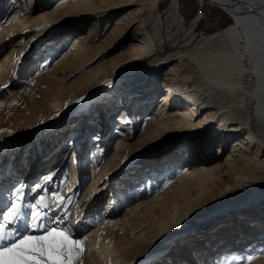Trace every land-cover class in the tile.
<instances>
[{"label":"bare ground","instance_id":"obj_1","mask_svg":"<svg viewBox=\"0 0 264 264\" xmlns=\"http://www.w3.org/2000/svg\"><path fill=\"white\" fill-rule=\"evenodd\" d=\"M2 1L8 12L13 4L10 0ZM16 1L18 6L9 11L7 18L1 17L0 22V55L4 54L0 58V86L10 83L25 41L51 34L57 38L63 24L70 20L87 25L86 28L77 22L68 25L74 31L68 38L67 49L59 58H43V62L54 64L45 76L36 79L43 84L41 101L47 106L46 111L36 110L34 101L29 109L24 108L23 101L18 102L17 109L11 107L10 98L0 101V147L18 140L23 143L22 136L31 139L34 134L45 132L46 126L49 131L68 112L62 107L64 101L73 100L71 95L82 92L90 83L98 91L109 87L116 92L123 88L128 103L119 111L115 125L107 123L104 130L103 135L109 131V141L114 144L105 148H111L109 157V154L102 157L104 148L98 144L95 146L101 157L92 164L82 154L73 157L70 181L62 191L69 197L64 201L63 212L50 210L59 218V227L65 222L66 204L73 198L67 215L69 227L99 204L118 172L129 166L136 170L130 173L135 176L142 172L135 164L158 163L148 173L126 181L125 186L135 185L136 194L127 199L125 207H118L115 202L105 206L107 209L99 220L106 223L86 235L78 264H146L148 259L162 258L171 247L174 248L171 255L186 256L193 243L199 244L214 234L222 236V240L213 251H200L198 247L190 251L194 264H221L242 254L253 258L242 264H264V0H204L225 11L232 23L202 37L192 47L174 50L146 63L145 58L165 46V41L159 42L162 36L158 33L160 38L156 37L147 27L150 16L158 11L159 0H27L26 5L22 0ZM168 12L181 23L176 0L171 2ZM215 38L221 41L216 46L212 43ZM98 59L101 60L98 65L107 62L106 67H97L98 71H93L94 67L84 68ZM133 65H137L135 70L118 77L124 68ZM187 66L195 71L194 76L191 77L193 72ZM248 71L255 77V87L247 93L248 104L256 103L253 113L245 109V99L240 94L241 79ZM66 78L70 80L66 82ZM210 85L225 89L227 102L215 106L206 95ZM118 102H113L109 109H116ZM41 112L46 113L36 116ZM105 116L106 111H102L104 123ZM88 117L83 131L75 136L77 141L88 137L84 130L94 123L93 115ZM63 127L70 128L65 124ZM138 133L137 143L145 147L135 150L129 141ZM96 140L97 143L103 139L97 136ZM41 154L32 160L30 168L40 161ZM31 169L28 179L35 172ZM56 169L47 174L52 180L60 174L53 176ZM78 175L85 181L90 179L86 189L82 183L75 185ZM7 176L14 183L15 176ZM147 180L148 185L144 183ZM11 183L5 181L4 185ZM121 191L123 196L127 189ZM252 193L255 196L247 199L245 194ZM99 194L103 197L93 204ZM10 201L8 191L0 194V208ZM74 228L75 225L70 228L72 236L76 234ZM29 230L35 234L43 232ZM238 246H243V253L233 248ZM154 250L157 253L150 252Z\"/></svg>","mask_w":264,"mask_h":264},{"label":"rangeland","instance_id":"obj_2","mask_svg":"<svg viewBox=\"0 0 264 264\" xmlns=\"http://www.w3.org/2000/svg\"><path fill=\"white\" fill-rule=\"evenodd\" d=\"M22 1L26 5L27 0H22ZM172 1L173 0H159L158 9H157L158 11L155 14L150 16V19L147 23L148 30L150 31V33L156 35V37L159 36V35L157 36V34L159 33L160 36H162V39L158 37L160 38L159 42L163 43L165 41V46L162 51H159V48H158L157 53L152 55L149 59L145 58L146 60H144L143 63H146V61L150 62L152 60H155L159 57L164 56L165 54L169 52L171 53L174 50H180V49L183 50L188 46L192 47L202 37L209 35L211 33L220 31L221 29L227 27L230 23H232V19L225 11H223L221 8L215 5L205 2L204 0H176L178 12L182 16L181 23L178 24L174 19L175 15L168 12V8ZM1 2L3 1L0 0V14H1L0 22H1V17L7 18L9 16V11L11 12L15 6H18V2L16 0H10V3L13 4L12 5L13 7L7 12L8 7L5 8V3L4 2L1 3ZM156 17L160 19L157 21ZM195 17H198V19H197V22L193 23L192 19ZM70 21L63 24L65 29L63 28V31L61 30L60 32L57 33L56 35L57 38L53 37L52 36L53 34H51L39 40L37 39L36 41L34 40L31 42L30 39H29V42L25 41V43L22 46L21 52L19 54L20 61L17 64L16 70L11 72L10 83L7 84L6 88L0 86V92H1L0 101H5L7 98H10V101H13V104H11V107H13L14 109L18 108V107L16 108V105H18V102H21V101L24 102L23 103L25 105L24 108L29 109L31 107V104H33L34 106V103H33L34 101L36 102V106H37L36 110L39 109L42 111L44 110L46 111L47 106H43V102L41 101L42 95L44 93L42 90L43 84L38 82L36 79H38L39 77L45 76L46 73L48 72L47 70L50 69L54 65L53 62L48 63V64H47L48 61L43 62V58L44 59L45 57L59 58L61 56L60 53H62V51L67 49V45L69 44L68 38L73 33L72 30L74 31V29H69L71 28V26H68V25L72 23L74 24L77 22V24L79 23L82 26H84V28H86L87 24L82 23V21L78 22L80 20H77V21L70 20ZM63 32L67 34L65 36L63 35L62 37H58V35L63 34ZM170 33H172L171 37L170 35L168 36V34ZM65 39H67V42ZM173 41H176V43L173 44ZM65 42H66V45H65ZM220 42L221 41L219 38H215L212 43L216 46L220 44ZM52 47L53 49H56L57 51H54L53 49L50 50V48ZM2 55L4 54H1L0 58ZM58 60L55 61V63H57ZM104 60L106 61L107 59L104 58ZM100 62L101 60L98 59L95 62L85 66L84 68L94 67L93 71H98L97 67H100V68L106 67L107 62L99 66L98 64ZM51 64L53 65L51 66ZM137 65H139V62ZM137 65L124 68L125 71L121 72L118 77L121 78L123 76L122 75L123 73L129 72V71L131 72L132 70H135V68H137ZM248 66L249 65L246 64V68H249ZM187 69L190 70L191 66H187ZM77 73L78 71H76L74 74L76 75ZM194 73L195 71L193 72V74H191V77L194 76ZM242 79H241V84H242L244 91L242 90L240 94H241V97L245 99L244 100L245 101L244 103H246L245 109L249 111L250 113L251 112L253 113V107H255L256 103L255 101H252L251 104H248V94L247 93L251 92L254 89L255 77H253L248 71V72H245ZM66 80L69 81L70 79L66 78L65 81ZM96 88L97 86H95L93 83H90L89 85H87V87L82 88L83 89L82 92L74 93L73 95H71V97H73V100L64 101V103L62 104V107L65 111H68V112L63 117V119H60L61 122L57 123L56 126L54 124L49 131H46V129L48 128V126H46L44 130L45 132L38 133L36 134V136L34 134V136L30 137L31 139H27L25 136H22L21 138H25L23 139L25 140V142L23 143H22V140H18L15 142L14 141L8 142L0 147V181L1 182L2 180H4V182L12 181L13 183V180H10V178L7 176V174L11 172L12 176H15V181L23 182L26 185V189H25L26 194L28 197H30L28 200L25 201V203L34 202L35 199L40 195H46V199L51 200L54 198L51 196L52 191H57L61 196L68 199L69 198L67 196L68 193H63L62 191L64 188H66V186L69 184V181H70V177L72 173V165H70V163L73 160V157L77 158L78 156H81L82 154L83 155L82 158L86 159L88 163L92 164V162H94L95 160H98L101 157L99 156L100 154H98L99 152H97L98 148L97 146H95V144H98L104 148V150H102V157L107 156V154H109L108 157L111 155V148L108 147V150H105V148L108 145L114 146L112 142L113 140L109 141V133H108L109 131L105 132L106 134L103 135L104 130L107 127V123L111 124L112 126L115 125L114 122L117 116L119 115V111L123 107H126L127 100L124 99L126 97L124 94H122L121 89L123 90V88H120V90H117L116 92H114L113 89L109 87H106L101 91H98ZM206 90H207L206 92L207 97L210 99V101H212V103L215 106L223 104L225 101L227 102V100L229 99V96L227 92L225 91V89L218 87L216 85L214 86L210 85L209 88H207ZM81 96L84 97L82 101L79 100ZM85 100H87L88 103H90L89 100H93L94 102L88 105L87 104L84 105L83 102H85ZM119 100H122V101L118 102ZM113 102H116V103L118 102L119 106L116 109H109V107H111ZM7 103L8 102H5V104ZM1 111H0V115H2ZM102 111L103 112L106 111L105 117L107 118V121L105 123L101 120ZM43 113H46V112L38 113L36 114V116H38L39 114L42 115ZM91 115H93L94 117L93 119L94 123L88 130H86V128L84 130L88 132V137H86L85 140L82 139L83 137H81L80 140L77 141V138L75 136L77 135L79 131H83V126L86 125L85 121L87 117L88 116L90 117ZM64 124L67 125V127L68 126L70 127L69 130L63 127ZM128 130H130V127H128ZM97 136H99V139L102 137L103 140L105 138L107 141L102 140L96 143ZM138 139H139V133L129 141L130 143L134 144V146L131 148H134L135 150L144 149L145 145L141 143H137ZM40 152L42 153L39 157L40 161H37L36 165L32 164L33 166H31V168L35 169V172L34 174L32 173L31 174L32 176L28 179L27 177L29 175L28 173L32 170L29 167V165L32 162V160L36 159L39 156L38 154ZM75 153L77 154L76 156H74ZM92 155L93 157L90 159L88 156H92ZM130 159H133V156L130 157L129 160ZM47 164H50V165L45 170H40V168H43ZM135 165L139 168L138 171H142V172H138L135 176L131 175L134 173L132 171H136V170H132L131 168H128L129 166H127V169L121 170L120 172H118V174H116L115 176L116 180H114L113 183H110V185L107 186L106 191H104L105 192L104 198L101 199L100 201L99 199L100 197H103V194L102 196L99 194L98 198L94 199L93 204H96L97 202L100 201L98 205H96L95 207H92L86 213L78 217L76 222L73 223L72 227L71 226L69 227V218L67 222H64L60 227L63 226L65 228H73V226L75 225L76 229L75 228L74 229L76 231V234L72 236V238L73 239H83L93 228H96L100 225H104L106 223V220L104 221L99 220V217L101 216V214H103V212H105V209H107L105 208L106 205L108 207L109 203L115 202L118 205V207L123 206V205L125 207L126 206L125 202H127L129 199L135 196L136 192L133 191L134 189H136L135 185H132L131 187L125 186L126 181L134 180V177L136 178V176L139 174L143 175V174L148 173V170L150 168H154V166L158 165V163L157 161H153L152 163L144 162V163H138ZM54 169H56V172L53 174V176L57 175V173H60V174L56 176L54 180H52L50 183H47L46 185L45 183L43 184L44 176H47V174L49 173L51 174ZM21 175L22 177H20ZM164 177L165 175L163 176V178ZM78 178H79V175H78ZM81 178L82 177L80 176L79 180L75 179L76 181L75 185H78V183L80 184L82 183V187L86 189L88 187V184L90 183V179L85 181L86 178L85 179L84 178L81 179ZM82 180L84 181V183L82 182ZM145 182H146V185H148V180L144 181V183ZM35 183H40L41 185H44V187L38 190L37 192L32 193L31 187H33ZM121 188L127 189V192L124 193L123 196H122ZM238 188L239 187L236 186V189ZM8 189L10 190V187ZM148 189L149 187H147V190ZM75 190L76 189H73V192ZM142 190H146V189L142 188ZM262 190H263L262 192H264V189ZM242 193L244 194L245 192H242ZM8 194L12 198V193H8ZM245 195L247 196V199L248 198L251 199L252 197L255 196L253 193L250 195H247V194ZM27 196L25 195V199H27ZM74 199L75 198H73L68 204H66V208L64 212L66 210L69 211L66 213V215H69L68 213H70L71 211V208H69L70 207L69 205H72L74 203ZM119 199H121L122 201L118 202ZM7 203L8 202H6L0 208L1 212H2V209L6 207ZM25 209L27 210V212L30 210L28 208H25ZM61 211L63 212V207H61L58 212L61 213ZM120 212H124V211L121 210ZM50 215L56 218L55 214L50 213ZM52 216L50 217L51 221L52 222L56 221L52 218ZM49 217L46 218V223L48 220H50ZM78 220H80V223L77 225ZM57 221L54 222L55 224L52 223V226H57L58 228H60L59 227L60 221L58 222ZM221 237L222 236H218L214 234L213 236H206L204 240L199 239L200 243L199 244L193 243L191 245V248L188 250V253L186 252L187 253L186 256L171 255V253H174V248L171 247L170 251L165 253L162 258L160 259L158 258L159 262L155 263L157 259H154V260L148 259L146 264H153V263L154 264H194L193 261L190 259L192 256L194 257V254L190 253V251L192 249L193 250L200 249V251L205 252V250L209 251L212 248L215 249L218 246L220 240H222ZM199 246L200 247L202 246V247L200 248ZM196 247L198 248L196 249ZM214 249H212V251ZM155 250L150 251V252L157 253V251ZM233 260H231V262L229 261V264H235L236 262H234ZM221 264H224V263H221Z\"/></svg>","mask_w":264,"mask_h":264},{"label":"snow or ice","instance_id":"obj_3","mask_svg":"<svg viewBox=\"0 0 264 264\" xmlns=\"http://www.w3.org/2000/svg\"><path fill=\"white\" fill-rule=\"evenodd\" d=\"M2 87H7L4 85ZM83 96L79 98L80 101ZM67 106V105H66ZM59 115V113H57ZM51 176H45V185L50 183ZM164 187L167 186L165 182ZM26 185L21 182L12 192L10 205L0 216V264H78L84 251V241L73 239L71 229L52 226L46 218L50 215L47 209L55 212L64 205L65 197L52 191L54 200H47L46 195L38 196L34 202L25 203ZM44 185L35 183L31 192L35 193ZM160 190V189H157ZM55 203V208L52 207ZM30 209V213L24 211ZM64 216V221L68 220ZM80 220L77 221V225ZM23 229V231H22ZM43 230L42 234H31L28 230Z\"/></svg>","mask_w":264,"mask_h":264}]
</instances>
